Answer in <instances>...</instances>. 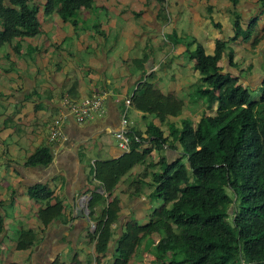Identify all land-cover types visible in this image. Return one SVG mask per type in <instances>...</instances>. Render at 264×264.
Segmentation results:
<instances>
[{
    "label": "crops",
    "instance_id": "obj_1",
    "mask_svg": "<svg viewBox=\"0 0 264 264\" xmlns=\"http://www.w3.org/2000/svg\"><path fill=\"white\" fill-rule=\"evenodd\" d=\"M260 1L237 0L242 27L245 29L256 17L258 33L248 42L242 39L230 42L235 67H230L227 59L222 64L224 74L240 76L241 83L251 90L260 89L264 82L261 33L264 12ZM98 3L100 11H107V23L102 31L99 24L92 26L95 32L91 30V35H76L77 26L64 23L57 14L47 16L40 7L41 35L25 38L24 42L15 41L0 53V217L3 219L0 264H96L94 243L89 238L93 224L88 216H81L92 193H100L102 188L90 171L95 162L115 160L125 153L113 137L125 110L128 132L146 138L147 123L158 124L156 119H144L143 113L131 106L127 108L124 103L136 91L142 69L145 77L153 76L163 95L183 99L188 112L182 116L191 114L196 122L202 103L194 104L191 93L202 84L200 75L193 68L194 62L186 60L185 47L172 44L167 36L175 32L178 37L195 38L209 55L217 39H228L233 34L231 0H98ZM129 4L138 7L137 13L141 6L148 5L147 14L133 17L123 11ZM183 23L189 25L194 35L180 29ZM213 24L221 25V29ZM255 38H261L256 45ZM36 46H40L38 53L29 54ZM148 60H152L151 70L146 69ZM94 92H106L105 116L81 125L70 119L63 139L49 141V130L62 110V101H79ZM180 119L166 120L160 126L161 131L169 134V126L178 127ZM167 144L161 154L169 161L175 160L181 149L177 144L175 147ZM140 146L148 151L147 160L158 162L153 143L147 140ZM41 147L49 148L52 163L45 168L26 166L25 161ZM138 177L148 183L144 166L135 167L114 192L122 204L120 227H114L115 237L120 234L124 220L136 219L141 223L150 213L151 189L132 185ZM34 185L49 187L54 199L64 206L62 218L46 227L37 219L43 203H36L26 195L27 188ZM159 206L158 202L152 205ZM21 228L33 230L37 239L29 249L18 252L15 242ZM143 257L137 258L136 263L141 264ZM100 264H112V258L108 256Z\"/></svg>",
    "mask_w": 264,
    "mask_h": 264
},
{
    "label": "trees",
    "instance_id": "obj_2",
    "mask_svg": "<svg viewBox=\"0 0 264 264\" xmlns=\"http://www.w3.org/2000/svg\"><path fill=\"white\" fill-rule=\"evenodd\" d=\"M94 2L0 0V49L40 33V7L47 16L57 14L66 22L78 11L92 10ZM260 2L263 13L264 0ZM231 3L233 34L228 39H217L212 54H206L195 38L178 37L175 32L167 36L172 44L185 47L186 60L194 62L193 68L200 75L202 84L191 93L194 104L202 103L196 122L191 114L182 116L187 108L183 99L163 95L153 76L145 77L141 68L140 82L130 98L131 107L143 113L144 119H156L159 125L148 122L146 138L129 132L130 151L115 160L95 162L90 171L103 189V194L93 192L87 205L88 218L94 226L89 238L94 243L96 264L108 256L112 264H133L142 256L143 242L152 236L157 240L148 250L154 257L151 264H264V82L260 95L252 99L251 90L241 83L240 76L222 72L224 59L235 67L234 52L228 44L239 39L248 42L257 34V18L244 29L236 10L238 2ZM213 26L221 29L219 24ZM261 33L264 37V27ZM260 39L255 38L254 45ZM178 117V127L169 126V134L165 135L160 126ZM147 140L155 147L157 163L147 160L148 151L141 149L140 145ZM167 143L181 149L175 160L169 161L161 154L163 146H169ZM51 163L48 147L39 148L25 161L26 166L39 168ZM139 165L144 166L148 183L138 177L132 185L151 189L148 220H124L115 237L114 227H120L122 204L114 192ZM26 195L43 203L37 212L42 226L64 215L63 204L54 199L49 187L30 186ZM154 202L160 206L153 208ZM2 231L0 217V234ZM36 239L33 230L21 228L16 251L29 249Z\"/></svg>",
    "mask_w": 264,
    "mask_h": 264
},
{
    "label": "built area",
    "instance_id": "obj_3",
    "mask_svg": "<svg viewBox=\"0 0 264 264\" xmlns=\"http://www.w3.org/2000/svg\"><path fill=\"white\" fill-rule=\"evenodd\" d=\"M106 92H94L89 97L79 101L64 99L62 101V110L54 119L49 130V141H59L64 137V128L68 120L72 119L76 124H84L93 119L103 118L106 114L104 100ZM125 106H131L130 99H127ZM129 120L126 110L120 120L119 128L113 133L119 149L125 153L130 151L132 137L128 132Z\"/></svg>",
    "mask_w": 264,
    "mask_h": 264
},
{
    "label": "rangeland",
    "instance_id": "obj_4",
    "mask_svg": "<svg viewBox=\"0 0 264 264\" xmlns=\"http://www.w3.org/2000/svg\"><path fill=\"white\" fill-rule=\"evenodd\" d=\"M37 1H38V3H39V1L42 2V0H37ZM97 4H99L98 0H95V2L92 5V10L86 11L85 13H84V11H78V12L74 13V15L72 16L70 21H66L64 23H68V24L74 26L72 24V22H74L75 26H77L76 28H74L75 30H77L76 31V35H79V36L82 33L85 34V35L87 33H88V35H91L93 33V32H91V30H93L95 32V29H91V28L97 27L99 24L101 25L100 31H102L104 29V27H106V23H107L106 13H107V11H104V10L100 11L97 8V6H96ZM160 6L162 7V4ZM147 7H148V5L141 6L140 7V11L137 13L138 7L132 6V5L129 4L127 7L125 6L123 11H125L126 13H128V12L131 13L132 16L134 15L133 17H136V16L138 17L140 15L147 14ZM109 12H112V11H108V13ZM230 22H231V20H230ZM221 24H223V22H221ZM92 26H94V27H92ZM179 27H180L181 30H183L188 35H191V36L194 35V34L191 33V31H190L191 28L189 27V25L187 23H183ZM192 30L194 31V27H192ZM38 35H41V28H40V33ZM181 36H185V34H182ZM21 41L24 42L25 39L17 40L16 42H21ZM12 47H14V46H12ZM19 48L21 49L20 45H19ZM39 48H40V46H36L33 49H30L29 50V54H37L38 51H39ZM208 48H209V44H208ZM6 49H7V45L0 49V53L1 52H5ZM18 51L19 50H17V53H19ZM260 89H257V90H251L250 89L251 90L252 99H256L260 95V91H261ZM186 112H188V109H184L182 114L184 115V114H186ZM136 214L138 215V213H136ZM134 220H136V219H134ZM147 220H148V218H146L141 223H143V222L145 223V222H147ZM156 240H157L156 236L155 237L152 236L150 238H147L143 242V245H142V248H141V250H142L141 254H142V256H144L143 257L144 261H142L141 264H151L154 261V257H152L149 254L148 250L153 244H155ZM133 264H137V263L134 262Z\"/></svg>",
    "mask_w": 264,
    "mask_h": 264
},
{
    "label": "water",
    "instance_id": "obj_5",
    "mask_svg": "<svg viewBox=\"0 0 264 264\" xmlns=\"http://www.w3.org/2000/svg\"><path fill=\"white\" fill-rule=\"evenodd\" d=\"M152 66H153V64H152V60H148L147 65H146V69L151 70V69H152ZM100 193L103 194V189H102V188H101V190H100ZM87 205H88V202H86V205H85V209H84V211L81 210V211H82L81 216H82L83 218L87 217L88 214H89V210H88ZM92 230L94 231V226H92Z\"/></svg>",
    "mask_w": 264,
    "mask_h": 264
},
{
    "label": "clouds",
    "instance_id": "obj_6",
    "mask_svg": "<svg viewBox=\"0 0 264 264\" xmlns=\"http://www.w3.org/2000/svg\"><path fill=\"white\" fill-rule=\"evenodd\" d=\"M93 226V225H92Z\"/></svg>",
    "mask_w": 264,
    "mask_h": 264
}]
</instances>
